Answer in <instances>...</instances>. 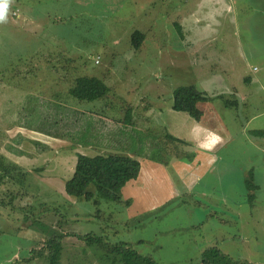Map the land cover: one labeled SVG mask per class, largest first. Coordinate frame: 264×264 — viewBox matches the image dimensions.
I'll list each match as a JSON object with an SVG mask.
<instances>
[{"label": "rangeland", "instance_id": "374dc122", "mask_svg": "<svg viewBox=\"0 0 264 264\" xmlns=\"http://www.w3.org/2000/svg\"><path fill=\"white\" fill-rule=\"evenodd\" d=\"M198 1L13 0L0 24V160L11 171L0 188V264H49L43 248L59 237L62 264H119L109 252L120 243L155 264H201L216 235L232 260L240 262V254L242 264H264V186L252 204L254 192L245 188L249 172L253 184L264 176V150L241 127L246 117L264 114V21L254 15L244 48L223 47L238 42L230 14L209 45L221 55L182 49L175 22ZM135 31L144 36L138 51L130 43ZM204 53L223 57L242 101L224 96L215 103L233 140L213 153L217 165L184 196L175 170L162 167L170 177H161L150 159H176L164 151L169 121L159 117L171 110L173 92L181 86L202 92L214 69L223 71L218 63L204 65ZM79 77L101 80L108 95L94 102L71 98ZM127 108L132 125L122 122ZM251 126L264 128V116ZM191 148L185 147L189 156ZM79 154L140 163L138 179L121 190L129 207L66 195ZM189 156L180 161L189 163ZM87 235L100 237L101 245L87 246Z\"/></svg>", "mask_w": 264, "mask_h": 264}, {"label": "crops", "instance_id": "0c3cea01", "mask_svg": "<svg viewBox=\"0 0 264 264\" xmlns=\"http://www.w3.org/2000/svg\"><path fill=\"white\" fill-rule=\"evenodd\" d=\"M230 14H232L230 17V21L234 23L232 25L234 29L233 36H237L238 42L235 43L233 41L227 44L226 42H223V47L228 48V50L231 52V50H233L234 44H236L237 49L244 48L242 38H245L250 42V36L247 35L244 31H246L245 29H248V31H250V29L252 28L254 29L255 26H250V24L255 25L254 15L258 19L259 17H261L264 21V0H199L195 9L185 11L183 15L177 16L175 26L178 29L177 31L179 43L176 45L182 49L189 50L196 46L200 50H202L203 48H207L213 50L216 54L221 55V52L219 53L218 50H214V48H211L209 45L215 42L213 39H216L220 34L218 28L222 27L225 21L229 22L228 16H230ZM242 35H244V37H241ZM220 37L221 40L225 39V37L223 36ZM193 38L196 39L195 43L191 42V39ZM207 39L208 41H206ZM261 40L264 43V36L263 38H261ZM202 58L204 65L205 63L211 64L213 62L217 66L218 64H220V61H223V57L212 59L210 57V54L206 53H204ZM220 65L225 66L223 68V71L221 68L214 69L215 73L209 75L205 80V89H202V92L199 91L210 99V101L203 102L198 105V109L202 113L199 121L196 122L187 114H180L178 112H174L172 109L170 111H165L164 113H159L160 118H162L163 120L166 118L167 121H169L167 126L168 132L174 138L184 141L186 143V148L190 146L192 147L191 150L194 149V151L191 153L190 158H192L190 159L191 161L189 163L181 162L180 160L184 161L183 159H172L171 161H168L166 165L152 161L155 162L153 163V165L155 166H150V168L157 169L161 177H170V172L168 170H162V167H164L165 169L173 168L175 170L176 176L185 185V192H187L183 194L184 196L192 195L193 190L202 181L203 176L207 174L205 172H210L214 168V166L217 165L219 160L218 157H215L213 155V153L224 149L226 146L230 145L233 140L231 137V131L229 129L230 127L222 119L220 115V107L215 103L221 102L222 99L220 97L223 98L224 96H238L239 101H242V96L238 91L236 84L233 83L234 78L232 77V74L227 72L228 66L222 64ZM221 73H223L224 75H222ZM211 76L212 78H210ZM214 76H217V79H215ZM239 82L243 83V80ZM245 82L251 84L252 80H250V78H247L245 79ZM212 84L216 85V88L214 90L208 88L211 87ZM237 85L241 87V85ZM238 103L239 102H230V104H233L235 106L238 105ZM263 116L264 114L262 113L256 116L252 115L251 117L245 118L244 124L241 123L242 132H245L248 139H251V141H255L256 139H254V137L249 134L250 131L264 130V128H252L251 122L255 121L256 118ZM197 124H199L204 129H208L217 133L223 138V142L221 144H218L212 152H206L197 147V143L206 135V133L204 132L197 133L195 131V127ZM262 140L264 139L256 140L261 141V143L257 144L259 150L261 151L264 150V143L262 142ZM158 164L160 166H158ZM72 169H74V167ZM262 173L264 174V160ZM243 176H245V173ZM254 185L256 186V190L253 193L255 195V193L258 194L260 192V186H264V176L262 178H260V176L259 178L257 177V183L255 182ZM174 194L178 196L179 193L177 190H175L172 195ZM254 198L256 199V196ZM216 236L217 237L213 241H211V247H204L202 255L207 248H216L221 252V254L228 257L231 262H233V264H242L243 258L240 257V254L236 255L237 258H240V262L232 260L230 257L231 254H228L229 251L222 247L223 239H219L221 237L220 235ZM246 264L248 263L246 262Z\"/></svg>", "mask_w": 264, "mask_h": 264}, {"label": "trees", "instance_id": "16d2710c", "mask_svg": "<svg viewBox=\"0 0 264 264\" xmlns=\"http://www.w3.org/2000/svg\"><path fill=\"white\" fill-rule=\"evenodd\" d=\"M144 40L143 34L135 31L131 35L132 49L138 51ZM110 89L99 79L94 77H79L74 80L72 87L68 90L71 98L80 102H94L106 97ZM223 99L222 97H220ZM210 101L204 94L198 92L192 86H181L173 92V100L171 109L174 112L185 113L196 122L200 120L202 115L198 109V105L203 102ZM123 124L132 125L133 116L132 109L125 110ZM249 134L253 137L264 139V130H253ZM164 151L173 154L174 158H188L185 151L186 143L182 140L174 138L169 133L161 139ZM172 146V148H170ZM172 150V152H171ZM190 157V156H189ZM152 161L166 165L165 159H150ZM3 161L0 160V188L7 178H10V170H5ZM140 163L130 156L122 155H97L88 157L79 154L74 166L75 172L71 174L69 180L65 182L64 191L66 195L85 201H93L98 205L100 201L115 202L125 207L131 205L130 200H123L121 190L129 182L138 178L140 172ZM252 172L248 173V179L245 180V188L253 193L256 186L253 184ZM249 203L255 199L254 194L249 195ZM61 237L53 238L45 243L46 259L49 264H62ZM83 242L87 246L90 244H100L101 238L94 236H85ZM97 242V243H96ZM116 256L114 262L119 264H155L152 260L142 257L135 251L131 250L126 243H120L111 248L110 252ZM201 264H233L231 260L216 248L206 250L202 255Z\"/></svg>", "mask_w": 264, "mask_h": 264}, {"label": "clouds", "instance_id": "9594fccd", "mask_svg": "<svg viewBox=\"0 0 264 264\" xmlns=\"http://www.w3.org/2000/svg\"><path fill=\"white\" fill-rule=\"evenodd\" d=\"M13 0H0V24L7 23L10 6ZM197 133L204 132L206 135L197 143V147L206 152H212L218 144L223 142V138L217 133L202 128L199 124L196 125ZM75 171V170H74Z\"/></svg>", "mask_w": 264, "mask_h": 264}, {"label": "water", "instance_id": "95a60500", "mask_svg": "<svg viewBox=\"0 0 264 264\" xmlns=\"http://www.w3.org/2000/svg\"><path fill=\"white\" fill-rule=\"evenodd\" d=\"M74 171V170H73ZM75 172V171H74Z\"/></svg>", "mask_w": 264, "mask_h": 264}]
</instances>
